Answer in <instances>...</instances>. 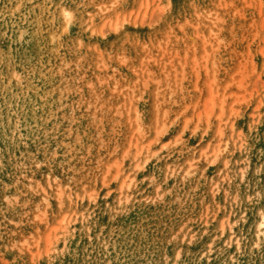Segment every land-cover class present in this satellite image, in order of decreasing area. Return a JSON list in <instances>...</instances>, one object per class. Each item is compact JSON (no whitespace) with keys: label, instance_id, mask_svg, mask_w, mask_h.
I'll use <instances>...</instances> for the list:
<instances>
[{"label":"rangeland","instance_id":"rangeland-1","mask_svg":"<svg viewBox=\"0 0 264 264\" xmlns=\"http://www.w3.org/2000/svg\"><path fill=\"white\" fill-rule=\"evenodd\" d=\"M262 215L264 0H0V264H264Z\"/></svg>","mask_w":264,"mask_h":264},{"label":"bare ground","instance_id":"bare-ground-1","mask_svg":"<svg viewBox=\"0 0 264 264\" xmlns=\"http://www.w3.org/2000/svg\"><path fill=\"white\" fill-rule=\"evenodd\" d=\"M129 178V177H128ZM131 178V177H130ZM129 181V180H128ZM126 184V183H125ZM127 184H129V182H127ZM65 218H63V220H64ZM262 219L264 220V215H262ZM262 232V229H261V223L260 224H258V233H257V236H258V238L260 237V233ZM230 233L231 234H233L234 233V230H233V227H230ZM230 234V235H231ZM262 234V233H261ZM261 238V237H260ZM259 238V239H260ZM262 239V238H261ZM241 241V240H240ZM256 241V240H255ZM235 242L237 243V244H240V242H239V240L238 239H235ZM257 243V242H256Z\"/></svg>","mask_w":264,"mask_h":264}]
</instances>
